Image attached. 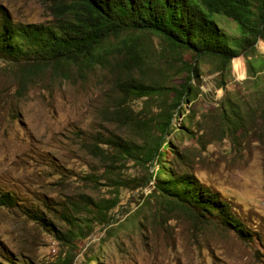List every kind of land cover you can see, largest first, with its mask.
<instances>
[{
    "label": "rangeland",
    "instance_id": "rangeland-1",
    "mask_svg": "<svg viewBox=\"0 0 264 264\" xmlns=\"http://www.w3.org/2000/svg\"><path fill=\"white\" fill-rule=\"evenodd\" d=\"M0 9L15 22L52 19L51 0H0ZM216 20L225 33L238 34L232 21ZM150 40L159 51L160 39ZM256 49L264 58L262 41ZM246 70L243 56L233 59L230 79L218 88L213 67L200 65L196 96L175 114L173 132L165 137L180 157L177 170L218 192L254 237L242 241L233 231L149 197L148 189L122 190L107 224L97 223L81 202L111 196L84 180L100 176L103 166L79 142L114 130L106 120L114 77L95 70L65 81L45 73L18 94L15 73L0 61V193L17 202L12 209L0 206V255L21 264L57 262L59 256H72L71 264H264V126L254 118L238 129L221 118L226 100L238 101L242 111L245 104L254 106V82L264 83V74L249 77ZM161 152L174 166L171 151ZM158 166L153 164L154 172ZM130 173L143 172L132 167ZM26 209L44 216L53 230L25 217ZM64 215L85 226V237L72 245L54 237L71 228Z\"/></svg>",
    "mask_w": 264,
    "mask_h": 264
},
{
    "label": "trees",
    "instance_id": "trees-1",
    "mask_svg": "<svg viewBox=\"0 0 264 264\" xmlns=\"http://www.w3.org/2000/svg\"><path fill=\"white\" fill-rule=\"evenodd\" d=\"M51 16L42 24L21 23L0 9V61L15 73L18 94L45 73L65 81L95 70L114 77L106 119L114 130L79 142L103 166L100 176L88 174L84 180L102 185L111 197L86 196L80 207L104 225L122 190L148 189L149 197L156 195L200 222L233 231L242 241L253 239L218 192L177 170L180 157L165 137L173 132L175 114L196 96L200 65L213 67L218 88L230 79L232 60L239 56L247 60L249 77L264 74V58L256 49L258 40L264 43V0H51ZM218 17L232 21L238 34L225 33ZM153 36L160 39L159 51L150 40ZM254 86V106L245 104L242 111L238 101L226 100L221 118L230 126L239 129L254 118L264 126V83L257 78ZM166 149L174 166L162 160ZM154 163H159L155 172ZM132 167L143 173L132 175ZM0 206L12 209L17 202L4 192ZM24 216L53 230L33 210L26 209ZM62 219L71 228L54 232L59 242L72 245L85 237V226L65 215ZM0 257V264H21L12 255ZM71 260L59 256L47 264Z\"/></svg>",
    "mask_w": 264,
    "mask_h": 264
},
{
    "label": "bare ground",
    "instance_id": "bare-ground-1",
    "mask_svg": "<svg viewBox=\"0 0 264 264\" xmlns=\"http://www.w3.org/2000/svg\"><path fill=\"white\" fill-rule=\"evenodd\" d=\"M52 103V102H51ZM46 108V107H45ZM43 113V112H42ZM48 117V116H47ZM54 119V118H53ZM44 121V120H43ZM46 123V122H45ZM49 124V123H48Z\"/></svg>",
    "mask_w": 264,
    "mask_h": 264
}]
</instances>
